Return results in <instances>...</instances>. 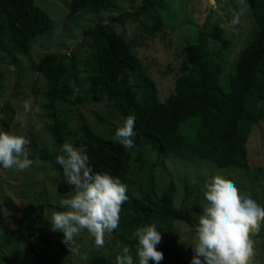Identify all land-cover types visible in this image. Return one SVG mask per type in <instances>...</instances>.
Wrapping results in <instances>:
<instances>
[{
    "label": "trees",
    "instance_id": "1",
    "mask_svg": "<svg viewBox=\"0 0 264 264\" xmlns=\"http://www.w3.org/2000/svg\"><path fill=\"white\" fill-rule=\"evenodd\" d=\"M245 1L254 24L233 61L234 76L220 78L217 69L209 66V50L200 43L191 44L182 49L185 73L177 77L173 93L164 102L134 51L140 43L116 31L117 26L142 20L146 31L156 29L161 18L152 0H141L140 6L126 11L120 0H70L68 18L88 9L112 15L84 30L82 41L76 45L78 51L84 49L83 53H45L31 63L43 79L42 87L39 80L35 81L37 89L32 93L37 99L41 91L40 108L54 143L53 164L65 181L56 157L64 143H71L84 149L93 173L108 172L127 185L129 199L120 220L132 218L135 228L120 236L130 243L129 248L138 243L133 233L140 227L155 223L163 232L172 229L175 221L185 222L194 230L198 224L199 218L185 207L189 189H185L179 209L173 206L172 183L159 192L155 190L156 182H160L158 169L164 168L168 158L207 161L219 169L248 168L247 142L253 127L264 120L260 105L264 101V0ZM52 27V19L34 0H0V53L22 56L33 40ZM2 89L0 73V94ZM85 102L104 105L111 116L95 112L99 127L93 126L78 114ZM10 111L8 103L0 108V114ZM129 116L135 117L136 137L134 147L126 149L115 133ZM136 171L148 175L154 191L140 190L135 195ZM37 201L26 204L20 214L13 232L18 240L30 242L51 229L45 205ZM193 208L202 214L197 205ZM57 234L63 239L62 232ZM87 262L114 264L96 256H88Z\"/></svg>",
    "mask_w": 264,
    "mask_h": 264
},
{
    "label": "rangeland",
    "instance_id": "2",
    "mask_svg": "<svg viewBox=\"0 0 264 264\" xmlns=\"http://www.w3.org/2000/svg\"><path fill=\"white\" fill-rule=\"evenodd\" d=\"M53 21L52 29L39 35L32 41L30 50L22 56L12 57L0 53V73L3 89L0 94V108L8 103L10 112L0 114V130L23 135L30 141L27 145L29 158L33 165L20 172L0 166V264H88V256L103 257L116 264V257L122 254L129 242L121 238L124 232H133L135 222L132 218L120 220L119 227L112 233H106L104 243L98 246L95 237L82 230L75 237L77 251L70 252L62 243L58 232L51 229L41 233L30 242L18 240L13 232L24 206L32 200L45 205V216L51 221L54 211H64L60 200L63 194L72 191L53 164V140L48 132L47 119L40 108L43 101L35 99L32 91L43 85V79L31 68L45 53H70L78 51L76 47L83 39V32L97 21L106 22L111 13L85 10L68 18L70 0H34ZM161 23L151 32L146 31L144 21L127 22L117 26L116 31L127 39L133 38L140 43L134 48L149 76L154 81L158 98L164 102L172 93L175 80L184 72L185 59L182 49L200 43L212 56L209 66L217 69L220 78H232L233 61L241 50L242 43L253 26V19L245 0H152ZM123 10L131 6L138 7L141 0H120ZM114 15V14H113ZM239 16V23L231 21ZM81 49L77 54L83 53ZM208 68L210 69V67ZM214 79V78H213ZM79 96L82 91L79 90ZM32 98L33 112L26 115L23 124L16 120L17 113L23 114L22 101ZM40 102V103H39ZM264 108V101L260 104ZM38 108L39 111H35ZM103 111L111 116L102 104L83 103L78 114L95 127L94 113ZM8 119H10L8 123ZM248 168L227 167L219 169L207 161L181 160L168 158L164 168H159L160 182L155 188L159 192L169 184L174 185L173 206L179 209L185 195V189L191 191L185 199V207L192 216L199 218L193 207L203 210L205 185L216 175L232 180L241 194L248 195L264 206V120L252 129L247 142ZM44 156V157H43ZM134 193L140 190L152 192L153 187L148 175L136 171L133 175ZM123 231V232H121ZM162 240L157 251L163 253L160 264H190L194 255L195 230L188 224L175 221L172 229L161 232ZM255 256L252 264H264V225L258 234L253 235ZM137 245L130 249L135 264ZM149 264H155L150 261Z\"/></svg>",
    "mask_w": 264,
    "mask_h": 264
},
{
    "label": "clouds",
    "instance_id": "3",
    "mask_svg": "<svg viewBox=\"0 0 264 264\" xmlns=\"http://www.w3.org/2000/svg\"><path fill=\"white\" fill-rule=\"evenodd\" d=\"M231 23L238 24L239 16ZM22 106L23 114L16 115L21 124L26 115L33 112L32 98L22 101ZM134 129L135 117L129 116L116 130L115 138L126 149L134 147ZM29 144L23 135L0 130V166L20 172L30 168L34 161L29 158L26 147ZM60 153L56 162L62 167L65 182L72 191L63 194L60 200L66 210L52 213L51 230L63 233L61 242L70 252L78 250L75 237L82 230H87L95 237L96 244L102 246L105 234L119 227L122 207L129 199L127 185L108 172L93 173L83 148L64 143ZM205 188L203 195L207 204L195 228L194 255L190 264H252L255 256L252 236L264 225V206L241 194L232 180L221 175L214 176ZM133 236L138 240V264L150 261L160 264L164 255L157 251L162 240L157 225L140 227ZM116 264H135L128 247L116 257Z\"/></svg>",
    "mask_w": 264,
    "mask_h": 264
}]
</instances>
